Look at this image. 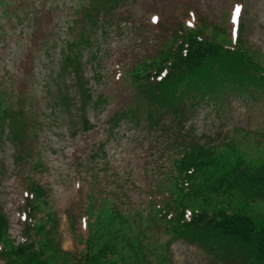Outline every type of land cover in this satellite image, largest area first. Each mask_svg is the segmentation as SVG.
<instances>
[{"label":"rangeland","instance_id":"rangeland-1","mask_svg":"<svg viewBox=\"0 0 264 264\" xmlns=\"http://www.w3.org/2000/svg\"><path fill=\"white\" fill-rule=\"evenodd\" d=\"M188 16L228 30L240 25L239 37L264 64V0H0V104L19 112L15 123L26 124L23 141L13 140L8 117L0 129V210L16 243L32 182L46 191L43 212L56 218L50 224L55 245L73 253L86 213L95 217L104 199L132 217L142 210L136 223L149 226L147 216H156L158 203L170 196L166 170L181 146L232 143L246 156L264 158L261 89L194 93L184 103L182 123L170 110L157 125L141 111L138 121L111 120L139 104L125 72L154 56ZM82 87L93 95L86 106ZM100 98L103 103L94 104ZM252 206L264 215V200ZM147 235L146 259L129 264H245L238 254L171 238L159 222Z\"/></svg>","mask_w":264,"mask_h":264},{"label":"trees","instance_id":"trees-1","mask_svg":"<svg viewBox=\"0 0 264 264\" xmlns=\"http://www.w3.org/2000/svg\"><path fill=\"white\" fill-rule=\"evenodd\" d=\"M86 11L88 18L94 16ZM91 21L95 25L97 18ZM207 31L211 34L207 35ZM239 32L240 28L228 30L201 17H184L154 56L144 57L125 72L139 104L111 120L116 125L125 118L138 121L141 111L152 125H157L160 115L170 110L182 123L184 103L194 93V97H212L227 90H264V64L246 46ZM68 56L64 61L66 69L71 66ZM81 97L83 106L93 100L88 88H81ZM103 101L100 98L94 104ZM17 114L2 109L0 104V129L8 117L14 128L13 140L23 141L26 124L22 119L20 124L15 123ZM17 124L22 132L16 131ZM226 145L220 148L197 142L181 146L166 170L171 179L167 190L170 196L158 203L156 216L147 219L162 224L171 238L238 254L245 264H264V215L252 206L257 200H264V158L246 156L232 143ZM30 192L23 243L14 244L8 220L0 210L3 264H53L57 260L59 264H129L146 259L144 241L152 223L146 227L144 222L136 223L137 216L143 218L142 210H135L132 217L117 206L106 204L104 199L95 217L91 211L86 213V229L77 231V250L64 252L55 245L54 226L50 225H55L56 218L43 212L48 204L46 191L32 182ZM235 199L239 200L233 203Z\"/></svg>","mask_w":264,"mask_h":264}]
</instances>
